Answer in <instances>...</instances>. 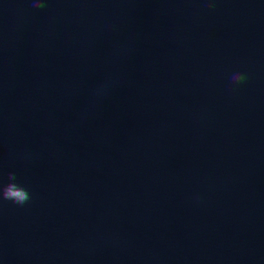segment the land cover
Masks as SVG:
<instances>
[{
  "label": "rangeland",
  "instance_id": "obj_1",
  "mask_svg": "<svg viewBox=\"0 0 264 264\" xmlns=\"http://www.w3.org/2000/svg\"><path fill=\"white\" fill-rule=\"evenodd\" d=\"M157 1L162 4L158 15L148 11L154 0H46L44 16L26 12L28 17L37 21L42 31L31 44H42L47 50L27 54V59L38 63L39 68L20 71L24 82L32 84L41 79L43 83L37 91L46 96L49 76L54 74L47 67L48 62L66 66L69 73L66 76L54 74V91L46 102L33 101L30 96L26 98L22 106L24 123L19 125L21 131L0 137V147L9 151L14 145V151L18 152L70 148L105 141L104 137L92 134L89 128L99 121L110 127L112 117H120L123 112L130 125L170 119L194 122L196 114L200 116L198 123L217 120L223 125L239 126L231 131L240 135V148L264 141V62L253 63V58H249L248 63L243 62L245 66H241V70L248 74L246 84L250 91L245 97L241 94L212 95L186 101L172 98L168 93L172 45L167 35L172 18L165 4ZM25 3L32 4L31 0ZM78 3L89 7V16L79 14ZM52 5H58V14L65 18L64 21H50L49 8ZM61 24H64V29L59 35ZM163 26H167V32L160 34ZM245 46L246 42L241 41L238 49ZM257 50H254V57L259 55ZM233 58L240 61L237 52L233 53ZM13 63L10 61L9 66L13 67ZM137 71L139 81L135 82L133 75ZM257 71L259 73L254 75ZM147 73L152 75L150 80ZM10 87L16 94H28L29 85L12 84ZM8 91L6 97L9 96ZM123 94L131 96L128 108L122 104ZM163 103L169 106L165 113L162 112ZM70 114L75 116V121L63 124ZM4 115L13 120L14 116L9 111ZM62 126L70 130L68 135L56 133ZM114 135L117 139L121 135L128 142L130 130L127 122L125 129L119 132L117 127ZM58 139H62V146L56 142ZM8 142L11 143L9 146ZM51 157L49 163L53 162L54 156ZM7 173L10 171L0 172ZM77 183L78 189L70 178L42 177L38 183L25 186L34 195L35 200L30 205L52 219V241L57 249L63 251L55 264H130L117 253L93 257L89 255L88 248V244L102 234L113 237L110 217L111 213L115 217L118 212L117 197L122 189L111 190L102 182L100 188L82 185L79 178ZM79 192L90 200L95 215ZM67 198L71 200L67 202ZM3 203L0 201V207ZM3 264H46V260L37 256H20ZM139 264L185 263L177 257L166 261L165 254Z\"/></svg>",
  "mask_w": 264,
  "mask_h": 264
},
{
  "label": "built area",
  "instance_id": "obj_2",
  "mask_svg": "<svg viewBox=\"0 0 264 264\" xmlns=\"http://www.w3.org/2000/svg\"><path fill=\"white\" fill-rule=\"evenodd\" d=\"M161 1L172 18L167 34L172 45L168 86L170 96L182 101L212 95L241 94L245 97L250 92L247 84L233 86L230 80L235 73L230 59L244 68L245 64L242 63H248L249 58L252 60L254 44L259 41L262 52L259 62H264V0ZM222 29L245 35L249 42L244 41L246 46L238 49L240 42L237 39L232 37L224 40L217 35L216 32ZM234 52L238 53L240 61L233 58ZM10 86L0 87L5 90V96ZM111 120L110 127L99 121L89 128L93 130L92 134L104 137L105 141L49 153L54 156L49 170L89 179L81 169L93 165L110 177H117L121 187H127L137 180L145 167H182L195 163L200 157L219 152L233 154L242 145L240 139H234L233 132H226L223 124L217 120L130 125L124 112L122 116H113ZM126 122L130 130L128 142L121 135H118V139L114 135L117 127L119 132L125 129ZM121 229V226L112 225L111 233ZM185 229L198 236L207 257L221 263L229 260L201 232L190 227ZM52 230L51 217L41 210L30 204L18 206L11 201H4L0 207V264L12 262L20 256L35 255L49 257L55 264V259L63 251L53 243ZM105 237L107 234L100 235L102 239ZM259 250V264H264L262 242Z\"/></svg>",
  "mask_w": 264,
  "mask_h": 264
},
{
  "label": "crops",
  "instance_id": "obj_3",
  "mask_svg": "<svg viewBox=\"0 0 264 264\" xmlns=\"http://www.w3.org/2000/svg\"><path fill=\"white\" fill-rule=\"evenodd\" d=\"M123 191V226L112 234L127 244L152 248L181 241L195 264H259L261 242L264 255L263 151L240 148L182 167H145ZM185 227L201 232L229 260L207 257Z\"/></svg>",
  "mask_w": 264,
  "mask_h": 264
},
{
  "label": "bare ground",
  "instance_id": "obj_4",
  "mask_svg": "<svg viewBox=\"0 0 264 264\" xmlns=\"http://www.w3.org/2000/svg\"><path fill=\"white\" fill-rule=\"evenodd\" d=\"M26 0H0V87H6L12 84H22L29 85V88L26 90V93L19 92L13 96H5V90L0 88V137L10 136L17 132L21 131L19 125L24 123V115L22 106L25 103V100L28 96L36 102H46L50 93L54 91L52 82L54 80V74H61L66 76L69 73V70L66 66L59 65L53 61L48 62L47 67L52 70L54 74L49 76V82L47 83L48 95L43 96L37 87L42 85L43 81L38 79L34 83H25L24 78L21 75L20 71L24 69H35L39 68L38 63L30 62L27 59V54L31 51H42L47 50L42 44L36 43L31 44L33 39L38 38L41 35V30L37 26V21L27 16L28 11H33L36 15L44 16V9H36L32 7V4H26ZM162 5V4H161ZM160 2L157 0L152 2L151 6L148 8V11L152 14L158 15L161 10ZM78 12L82 17L89 16L90 11L89 7L82 3H78ZM163 7V6H162ZM50 16L49 19L52 22L64 21L65 18L61 17L58 14V5H52L49 8ZM95 17V16H94ZM175 18V16H173ZM64 24L58 28L59 35L62 34L64 29ZM167 32V26H163L160 29V34H165ZM219 37H222L224 40H229L232 37L237 39L238 42L247 41L249 39L240 33H233L229 30H219L216 32ZM160 39V38H159ZM30 48V51L28 50ZM246 60V59H244ZM14 61L13 67L9 66V62ZM230 65L234 72H242L241 64H237L233 59H230ZM243 65V63H242ZM139 72L137 71L133 75V81H139ZM151 79L152 75L147 73ZM136 91L138 88L135 89ZM217 97V96H214ZM31 100V99H30ZM131 103V96L128 94H123L122 104L125 108H128ZM162 112L168 111L169 106L166 103L162 104ZM170 110V109H169ZM9 111L13 114V120L8 119L4 112ZM196 117L194 121L200 120V116L194 114ZM167 121H171L167 120ZM173 121V120H172ZM209 121V120H208ZM19 123L18 125L16 123ZM239 128V126L232 125H223V128L226 132L232 130V128ZM92 130V129H91ZM89 130V131H91ZM93 131V130H92ZM71 135V134H70ZM234 139H240V135L233 133ZM11 143L8 142L9 146ZM95 147V146H94ZM3 146L0 147V158L2 157H18L23 154H49L54 152H64L66 150H29V151H18V152H9L4 151ZM35 200V199H34ZM71 199L67 198V202ZM68 215V214H66ZM171 256L166 255V261H168Z\"/></svg>",
  "mask_w": 264,
  "mask_h": 264
},
{
  "label": "trees",
  "instance_id": "obj_5",
  "mask_svg": "<svg viewBox=\"0 0 264 264\" xmlns=\"http://www.w3.org/2000/svg\"><path fill=\"white\" fill-rule=\"evenodd\" d=\"M259 71L255 72L254 75L258 74ZM15 91H8L9 96L15 95ZM66 121L63 122L69 123L73 122L75 120V116L73 114L67 115ZM70 130L66 126H62L57 129L58 135H68ZM62 139L56 140L59 145L62 146L63 143H60ZM85 144H82L81 146H84ZM245 149H256L258 152L264 151V141H258L256 143H249L246 146H242ZM68 148V147H66ZM16 147L12 145L9 149V152H16L14 151ZM46 150H57L60 148H44ZM65 149V148H63ZM25 151V150H22ZM215 155V154H213ZM53 155H38V154H23L18 157H2L0 158V172L2 170H8L11 172H15L17 174H29L33 172H50L49 167L51 166V163H49L50 159ZM212 156V155H210ZM46 158L45 160H38L36 158ZM81 172L91 178H98L102 183L106 185L107 188H110L111 190L114 189H122L119 193V196L117 197L119 200V209L115 217H113V213H111L110 217V226H123L122 216H121V208H120V200L122 196L124 195L123 188L119 184V179L117 177H110L106 173L97 170L93 165H90L89 167L85 169H81ZM7 174H0V177L8 176ZM40 177L33 178L28 181H18L19 183H22L24 186H29L32 184L38 183L40 180ZM10 182V181H9ZM9 182H2L0 183V189L3 188V186L7 185ZM52 238V236H51ZM89 248V255L93 257H102L109 253H117L119 254L124 260L128 261L130 264H139L144 260H148L150 258H154L157 256H163V255H169L171 257H177L182 259V261L185 264H195L193 252L191 249L184 244L181 241L173 240L168 241L160 246L152 247V248H146V247H139V246H133L130 244H127L119 239H116L114 237H105L104 239L98 237L93 242L88 244ZM40 258H44L46 260V264H52V260L49 257H44L42 255H35ZM55 259V261H57Z\"/></svg>",
  "mask_w": 264,
  "mask_h": 264
},
{
  "label": "clouds",
  "instance_id": "obj_6",
  "mask_svg": "<svg viewBox=\"0 0 264 264\" xmlns=\"http://www.w3.org/2000/svg\"><path fill=\"white\" fill-rule=\"evenodd\" d=\"M32 7L43 9L47 7L46 0H31ZM211 7V5H209ZM248 74L244 72H235L231 75L230 80L233 86H239L247 82ZM20 177L17 173L11 172L8 175L10 181L0 189V201H11L18 206H26L34 200L33 193L22 183H19Z\"/></svg>",
  "mask_w": 264,
  "mask_h": 264
},
{
  "label": "water",
  "instance_id": "obj_7",
  "mask_svg": "<svg viewBox=\"0 0 264 264\" xmlns=\"http://www.w3.org/2000/svg\"><path fill=\"white\" fill-rule=\"evenodd\" d=\"M259 45H260V42L258 41V42H255L254 47H253V53H254V50L258 48L257 51L259 54L257 57H254L255 55L252 57L254 62H259L261 60V49H260ZM18 176L20 177L19 181H28V180H31V179L36 178V177H40V178L51 177V178H55V179L70 178L76 189H78L77 178L80 179V184H82V185H86V186L94 185L97 188H100L99 186L101 185V180L98 178L87 179L85 177H76V176H73L70 174H61V173L33 172V173H29V174H18ZM2 182H9L8 176L0 177V183H2ZM82 197L89 203V205L91 207V211L95 215V211H94L93 206L91 205L90 200L87 197H85L84 195H82Z\"/></svg>",
  "mask_w": 264,
  "mask_h": 264
}]
</instances>
